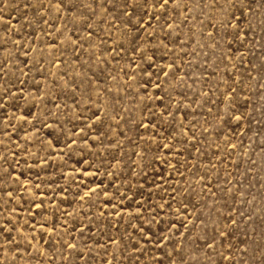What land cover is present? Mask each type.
Masks as SVG:
<instances>
[{"label": "rangeland", "instance_id": "rangeland-1", "mask_svg": "<svg viewBox=\"0 0 264 264\" xmlns=\"http://www.w3.org/2000/svg\"><path fill=\"white\" fill-rule=\"evenodd\" d=\"M0 264H264V0H0Z\"/></svg>", "mask_w": 264, "mask_h": 264}, {"label": "snow or ice", "instance_id": "snow-or-ice-1", "mask_svg": "<svg viewBox=\"0 0 264 264\" xmlns=\"http://www.w3.org/2000/svg\"><path fill=\"white\" fill-rule=\"evenodd\" d=\"M165 3H167V0H165Z\"/></svg>", "mask_w": 264, "mask_h": 264}]
</instances>
